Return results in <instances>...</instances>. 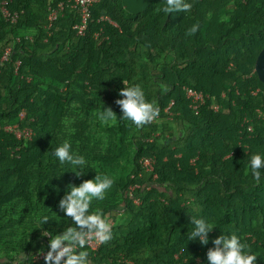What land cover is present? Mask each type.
Masks as SVG:
<instances>
[{
  "label": "trees",
  "instance_id": "trees-1",
  "mask_svg": "<svg viewBox=\"0 0 264 264\" xmlns=\"http://www.w3.org/2000/svg\"><path fill=\"white\" fill-rule=\"evenodd\" d=\"M72 3L0 0V264H264V0Z\"/></svg>",
  "mask_w": 264,
  "mask_h": 264
},
{
  "label": "built area",
  "instance_id": "built-area-1",
  "mask_svg": "<svg viewBox=\"0 0 264 264\" xmlns=\"http://www.w3.org/2000/svg\"><path fill=\"white\" fill-rule=\"evenodd\" d=\"M97 1L98 0H72L73 6H75V5L80 6L81 11H82L81 12L82 13V22L80 25H78L80 29L84 27L86 18L89 15V12H88L89 6L92 3L97 2ZM59 7H62V3H59ZM1 9H2L3 14L9 15L8 10L3 5L1 7ZM55 13H56V11H52V13L49 15V19H50L49 21L50 22H51V19H53L55 17ZM14 17H15V14L11 15L10 18L12 20H14ZM7 53H8V50L6 49L5 52L0 56V65L2 64V61L7 57ZM186 94L191 99L190 106L195 110L200 105V103H202L204 100L203 93L200 91H196L194 89L187 88ZM22 114L23 113H20V116H22ZM6 128L13 131L17 137H21V136L30 137V135H31V130L29 128H19L17 124L7 125ZM152 163H153V160L150 158H147V157H144L141 160V164L146 170L152 169ZM38 254L42 255V253H38Z\"/></svg>",
  "mask_w": 264,
  "mask_h": 264
},
{
  "label": "water",
  "instance_id": "water-1",
  "mask_svg": "<svg viewBox=\"0 0 264 264\" xmlns=\"http://www.w3.org/2000/svg\"><path fill=\"white\" fill-rule=\"evenodd\" d=\"M150 2L151 0H121L123 8L130 13L143 11ZM254 70L258 78L264 83V46L256 56Z\"/></svg>",
  "mask_w": 264,
  "mask_h": 264
},
{
  "label": "clouds",
  "instance_id": "clouds-1",
  "mask_svg": "<svg viewBox=\"0 0 264 264\" xmlns=\"http://www.w3.org/2000/svg\"><path fill=\"white\" fill-rule=\"evenodd\" d=\"M99 1V0H98ZM97 1V2H98ZM96 3V2H95ZM2 10V9H1ZM9 12V11H8ZM5 15V14H4ZM10 15V16H9ZM9 15H6V16H9V17H11V15H13V14H10L9 13ZM144 168V167H143ZM145 169V168H144ZM146 170V169H145ZM105 231V230H104ZM104 231L102 230H94V231H91V232H86V233H84L83 235H79L78 237H77V239H79V240H85L86 241V243L88 244V245H90L91 246V248H94L95 247V243H96V241H101L102 239H103V237L105 236L104 235ZM71 241V240H70ZM76 247V244L75 243H73V244H71V242H70V244L69 245H59L58 246V250H60V251H62V252H65L66 250H69V249H73V248H75ZM53 252H55L54 250H53ZM38 253H42V255H43V252H38Z\"/></svg>",
  "mask_w": 264,
  "mask_h": 264
}]
</instances>
